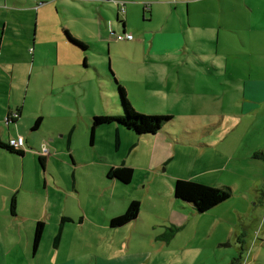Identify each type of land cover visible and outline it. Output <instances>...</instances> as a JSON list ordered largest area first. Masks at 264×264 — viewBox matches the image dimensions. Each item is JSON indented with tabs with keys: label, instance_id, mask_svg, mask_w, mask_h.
<instances>
[{
	"label": "rangeland",
	"instance_id": "1",
	"mask_svg": "<svg viewBox=\"0 0 264 264\" xmlns=\"http://www.w3.org/2000/svg\"><path fill=\"white\" fill-rule=\"evenodd\" d=\"M191 5L192 16H186L184 7V14L177 13L170 23L179 31L183 26L192 29V21L199 29L183 39L188 48L183 57H194L184 60L185 66L164 68L176 79L181 76L180 87L190 89L174 92L168 105L146 96L143 75L150 72L147 88L157 92L161 69L157 64L143 70L147 62L140 61L143 51L136 35L133 41L111 35L122 32L115 11L123 7L114 0H0V114L6 110L2 106L14 107L11 114L21 121L19 131L12 132L23 137L42 134L32 141L50 152L42 167L33 149L26 151L34 158L23 161L0 151V264H94L92 260L111 259V254H118L124 264H264V132L252 126V116L239 114L236 103V87L242 90L244 80L264 81V0H194ZM223 7L226 22L260 24L252 49L233 39L250 36L248 25L236 30L212 26L204 32L212 18L224 17ZM100 11L108 14L106 27L98 19ZM139 19L132 18L131 24L140 26ZM65 26L85 50L66 42ZM86 35L92 38L84 44ZM256 61L262 69L253 70ZM203 69L213 72L209 76ZM114 80L142 115H171L166 106L191 100L198 108V117L191 120L196 123L184 125L188 119L183 110L174 120L205 136L197 142L186 137L182 146L170 144V150L157 151L155 141L112 124L97 128L91 145L92 117L121 114ZM37 118L42 127L32 131ZM220 119L221 125H208ZM4 123L0 120V130L7 131ZM248 144L261 147L257 158H246L252 155ZM161 159L167 164L159 166ZM121 164L133 169L129 185L106 176L110 167ZM177 179L227 187L231 196L197 213L174 198ZM13 197L18 218L10 212ZM132 201L139 203L135 221L110 229L108 221L125 213ZM66 208L76 218L63 224L55 252L50 245ZM35 219L44 223V231L33 258L24 243ZM178 219L181 228L173 231L180 227L174 223Z\"/></svg>",
	"mask_w": 264,
	"mask_h": 264
},
{
	"label": "crops",
	"instance_id": "2",
	"mask_svg": "<svg viewBox=\"0 0 264 264\" xmlns=\"http://www.w3.org/2000/svg\"><path fill=\"white\" fill-rule=\"evenodd\" d=\"M64 1V0H63ZM114 2L120 4L121 7H123V9L119 8L118 6H116V11H115V17L116 20L118 18H120V23H124L121 24V28L122 26H124V30L127 32V30H131L132 32V36L135 34L136 35V41H138L139 45L142 46V58L140 59V61H145L147 62V64L145 65V67L143 68V70H145V68L149 67L151 68L152 66H155L157 64H159L160 69H161V74H159V72H157L158 75V86H157V92H149L148 88H147V84L149 83V78H150V72H145V74L143 75V80L144 83L146 85V90H147V97L150 98H159L160 100H162L164 103L166 102V104L169 105V102L174 94V92H176V94H180L181 90H189L190 87L188 85L180 87L179 84L184 83V81H181V76L179 75L178 79H176V76L173 75L169 70L164 69L167 66L170 65H181V66H185L186 64L184 63V60L188 61L193 57H188V58H184L183 55L185 53V51H188L187 47H184V43H183V39H184V35H188L193 33L194 35H196L197 33H199V29H197L193 24L192 21L189 22V25L192 29L188 28L187 26H183L182 28H180V30H174L173 28H171V21L173 20V16H175L177 13H180V17L184 14V7L187 10L186 11V16H192V5L191 2H194V0H114ZM220 2V0H219ZM127 5V6H126ZM148 5V8H146L145 6ZM133 9V10H131ZM121 12V13H120ZM197 13V11H193V14ZM225 8H221L220 10V14L224 15V17H220L218 18V21L215 18L211 19V24H208L205 29L204 32L208 34V31L211 30L212 26L218 29L220 28H226V29H240L239 26H244V25H248L249 28L251 29L252 34L248 37H244L241 36V34L238 37L233 38L236 42H241V44H243V46L252 49L253 48V40H258L257 37V33H260V24L252 21L251 23H238V24H234L231 22H226L225 21ZM147 15V16H146ZM134 17H138L139 19V23L140 26L136 27L133 26L131 24L132 18ZM104 18H109L108 14H106L104 11H100L98 13V19L104 21L105 23V27H106V21L104 20ZM147 20H144V19ZM142 20V22H141ZM218 22V23H217ZM141 23H147L146 25L141 24ZM223 26V27H221ZM107 27L111 28L110 23H107ZM66 30L71 37H74V35H72L69 31V29H67V27L65 26V29H63V31ZM113 32V31H111ZM129 33V32H127ZM200 35V34H199ZM198 35V36H199ZM84 44L88 43V40L92 38V36H84ZM101 39V38H100ZM253 39V40H252ZM77 40V39H76ZM134 40V38H133ZM131 40V41H133ZM67 42V41H66ZM68 43V42H67ZM181 43V44H180ZM73 46V45H72ZM198 57L199 60H201L202 57H199V55H196ZM202 60H204L202 58ZM172 61V62H171ZM202 63V62H201ZM202 65V64H201ZM255 67H259L262 69V65L256 61L253 65V70ZM142 70V72H143ZM204 70V69H203ZM209 76L212 74L213 71H211L210 69L204 70ZM214 72H216L214 70ZM245 80L242 82V90L237 88V91L239 92V98L238 101H236V103H238L239 107V114L242 116H252L254 119V122L252 124L255 125L257 124V126L259 125V130L263 127L262 132H264V81H259V80H255L252 78H247L246 82ZM180 106V108H178ZM3 108H5L6 110L4 111V113L0 114V120L5 122V118L11 114L12 112L15 111V108L10 106L9 104L5 106H2ZM166 113L171 114L173 117V123L166 125L163 127V129L158 132L156 135L154 136H148L146 137V140H148V142L150 141H155V145L156 146V150H162V151H167L170 150L171 147L169 146L170 144H174L175 147L176 145L182 146L183 143H186V137H191L192 140L194 142H197L198 140H201L205 134H196L194 131V133H192V130H188V127H185L184 125L188 126L191 124H195L196 121H191V120H195L198 116H195L194 114L198 113V108L196 107V105L194 103H191V100H186L184 102H179V100H176V102L173 104V106H166ZM220 109H223V107H221ZM180 110H183V112L185 113V117L188 119V121L183 125L181 123V121H177L176 119L174 120V118H176L175 116L179 115L181 112ZM20 121L21 120H16L14 123H10L8 126L5 125V127L7 128V131L5 130H0V142H4L7 143L10 139L14 138L15 136L20 135V133L18 132L16 135L12 132V128H14V130H18V127L20 125ZM5 124V123H4ZM222 124V120L220 119V121L216 122V121H209L208 125H212V126H216V125H221ZM178 125H182L183 128L179 127ZM42 127V124L39 125V127L35 130H40V128ZM33 128V126L31 127V129ZM33 131V130H32ZM70 136V140L68 142V138H67V142H66V151L69 155V144L71 141V135ZM207 136V135H206ZM23 137V136H22ZM36 137H40L38 138V140L41 139V137H43V135H34L32 136L31 132L25 134V137H23L24 139V149H33L36 151V155L39 157V150L42 146V144L40 145L39 143H33V138ZM199 144V143H196ZM135 145L131 146V148H134ZM245 148L249 149L252 151V155L246 157L248 159H252V158H257L254 157L257 152L260 151L261 147L259 148H253V145L248 144ZM0 151H3L5 153H8L5 150L0 149ZM10 154V153H8ZM34 153L28 152L26 151L24 153V155L22 156L21 160L23 161V159H27V158H34L33 155H35ZM10 155H14V154H10ZM16 156V155H15ZM253 156V157H252ZM48 161V157L45 158V163H47ZM161 164H167L166 161L164 159L160 160V163L158 164L159 166ZM115 180V179H113ZM118 182V181H117ZM46 183V180H45ZM259 195V194H258ZM259 198V196H258ZM62 212V217H65L67 219H69V221L67 222H74L76 216L75 215H67L69 214V209H65V211H61ZM60 212V213H61ZM75 216V217H74ZM138 216V215H137ZM12 217L14 218H18V211L15 210V213L12 215ZM21 218V217H20ZM49 218V216H48ZM137 218V217H136ZM40 219H35L34 221L37 223ZM135 221V220H133ZM132 221V222H133ZM35 223V224H36ZM131 223V222H130ZM128 223V224H130ZM176 226H180L183 221L182 219H178L176 221H174ZM64 223L59 222L57 225V229H56V233L55 235L52 237V241H51V245L50 248L52 249V251L57 252L60 248V241L62 239V235H63V231H64V227L63 226ZM83 223H80V225H82ZM127 224V225H128ZM126 226V225H125ZM35 227V226H34ZM124 227V226H123ZM121 228V227H120ZM180 227L177 228L180 229ZM34 232V230H33ZM33 232H27L26 235V239L27 241H25L24 245L26 246V248L31 249L30 252H32V256L31 257H36L39 251V247L38 249L33 252L32 251V246L30 244V240H33ZM59 236L58 239H56V237ZM21 237V236H19ZM40 245V244H39ZM239 246H242V244L239 243ZM108 252H116V249L114 247H108L107 248ZM184 251V250H183ZM112 257L111 259H106L104 256L100 257V258H96L95 260H92L91 262L94 264H124L121 260V258H119L118 254H111ZM137 255V254H135ZM138 256V255H137ZM124 260V259H123ZM65 264H74L72 263H65Z\"/></svg>",
	"mask_w": 264,
	"mask_h": 264
},
{
	"label": "trees",
	"instance_id": "3",
	"mask_svg": "<svg viewBox=\"0 0 264 264\" xmlns=\"http://www.w3.org/2000/svg\"><path fill=\"white\" fill-rule=\"evenodd\" d=\"M145 7H148V5ZM121 24L124 25V23L122 22ZM63 33L66 37V41L69 44L77 48H80L82 50H85L86 47L77 40H75L73 37H71L66 30H64ZM126 33L127 32L124 30V26H122V32L119 35H124ZM111 35L116 37L118 34L116 35L114 32H111ZM114 81H115L117 93L119 95L118 99H119V107L121 114L99 115L92 117V121L90 123V128H89V135H90L89 141L91 145H93L94 142L95 131L99 127L115 124L117 125L116 127L121 126V128L123 127V129L130 131L137 136L148 137V136L156 135L158 132H160L163 129L164 126L173 123V117L171 115H142L136 112L135 109L132 107L130 101L128 100L125 89L116 80ZM17 112L19 115V110ZM18 118L19 116H17V114L16 115L9 114L5 118L6 126H8L10 123H14L16 120H18ZM41 122L42 119L37 118L32 130L37 129L41 124ZM17 137H21V136L19 135L15 136L14 138L10 139L7 143L0 142V149L5 150L10 154H14L19 157H22L25 152L16 151L10 145V141L16 139ZM69 140H70V136H68V142ZM119 145H120V137L118 130H116L114 133L115 151L119 150ZM39 153L40 152H38V154ZM47 157L39 155L38 160L42 167H44L45 158ZM254 157H256V155ZM71 162L73 164L72 159ZM106 176L110 180L115 179L116 181H118L123 185H129L133 178V169L124 164H121L120 166H112L108 169ZM173 195L177 201L191 206L197 213H205L213 209L214 207L218 206L219 204L223 203L224 201L228 200L229 197L231 196V190L227 187H216L208 184L197 183L191 180L177 179L173 182ZM15 204H16L15 198L13 197L10 200L11 215L15 213ZM138 214H139V203L138 201H132L129 207L127 208V210L125 211V213L113 217L108 221V226L110 229H117L123 227L128 223L132 222L133 220H135ZM67 221H69V219L65 217L61 219V223H65ZM176 230L177 228H175L173 231ZM43 231H44V223L38 221L35 224L34 232H33V240H32L33 252H35L39 247V244L42 239ZM58 238L59 236L56 237V239Z\"/></svg>",
	"mask_w": 264,
	"mask_h": 264
},
{
	"label": "built area",
	"instance_id": "4",
	"mask_svg": "<svg viewBox=\"0 0 264 264\" xmlns=\"http://www.w3.org/2000/svg\"><path fill=\"white\" fill-rule=\"evenodd\" d=\"M148 8V7H146ZM116 40H127V41H131L133 39V36L130 33H126L124 35H117L115 37ZM10 145L14 148V150L16 151H24L26 152V150L24 149V140L22 137H17L14 140L10 141ZM40 155L47 157L49 155V150L46 147V145L44 144L41 151H40Z\"/></svg>",
	"mask_w": 264,
	"mask_h": 264
}]
</instances>
